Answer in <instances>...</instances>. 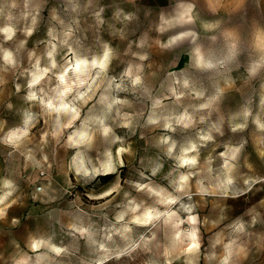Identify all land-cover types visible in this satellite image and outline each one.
<instances>
[{
	"label": "clouds",
	"instance_id": "1",
	"mask_svg": "<svg viewBox=\"0 0 264 264\" xmlns=\"http://www.w3.org/2000/svg\"><path fill=\"white\" fill-rule=\"evenodd\" d=\"M0 264H264V0H0Z\"/></svg>",
	"mask_w": 264,
	"mask_h": 264
},
{
	"label": "rangeland",
	"instance_id": "2",
	"mask_svg": "<svg viewBox=\"0 0 264 264\" xmlns=\"http://www.w3.org/2000/svg\"><path fill=\"white\" fill-rule=\"evenodd\" d=\"M12 231V226L10 223H2L0 224V233L10 234Z\"/></svg>",
	"mask_w": 264,
	"mask_h": 264
}]
</instances>
